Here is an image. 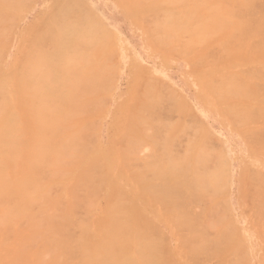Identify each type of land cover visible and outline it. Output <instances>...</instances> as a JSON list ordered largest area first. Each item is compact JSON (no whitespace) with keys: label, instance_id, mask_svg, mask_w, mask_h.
<instances>
[{"label":"rangeland","instance_id":"rangeland-1","mask_svg":"<svg viewBox=\"0 0 264 264\" xmlns=\"http://www.w3.org/2000/svg\"><path fill=\"white\" fill-rule=\"evenodd\" d=\"M153 1L161 0H146ZM58 2L69 3V7L74 3L71 7L76 11V19L79 17L76 21H82L81 25L87 26L88 20V23L97 24L96 28L99 25L101 30L95 31L94 24H90V36L95 35V42L99 41L94 45L85 44L87 50L81 44L84 57L90 61L88 66L80 64L83 68H79L94 67L91 70L95 73L86 70L89 74L82 76L91 79L87 80L91 88L96 85L97 88L91 89L93 92L100 86L103 90L98 91V95L95 93L88 107L90 122L81 133L84 144L80 145L85 152L77 147V153L68 152L61 164L31 165L35 152L31 147L28 152H22L17 172H10L11 190L0 194V217L13 215L18 208L22 211L0 223V264H83L90 259L80 251L83 229H95L97 222L105 217L109 190L105 180L107 171L116 175L127 197L135 193L142 196L139 191L143 184L139 181L151 188L161 184L150 163L158 165L170 158L183 160L197 147L206 149L202 148L207 152L203 154L206 158L202 167L209 169L207 173L218 172L213 173L216 178L218 176V183H214L212 192L196 195L187 187L181 188L174 194L176 206L173 208L165 205L170 203L165 196H154L156 203L151 195H146L153 204L151 210L158 217L146 213L139 221H144L143 233L147 231L145 235L148 234L149 241L153 239L151 242L158 243H152L157 255L166 257L160 263L264 264V0H213L222 10L225 23L219 25L211 37L199 41L186 32L175 43L163 47L151 33L159 21L156 14L147 9L135 18L127 7L129 0H21L20 7L17 5L10 14L13 18L9 22L10 36L4 42L1 68L6 74L18 69L24 77L25 72H31L26 69L28 62L35 63L28 57L34 48L26 54L30 49L26 39L32 30L36 32L39 28L37 32L40 33L44 28L39 27L40 22L53 14L54 4ZM178 7L174 10L183 12V6ZM90 45L95 46L94 50ZM24 55V61H28L23 67ZM106 58L110 66L104 62L108 61ZM74 68L72 73L84 71ZM96 68L99 70L95 71ZM218 70L222 71L213 75ZM230 75L235 85L244 84V92L249 95L219 99L206 87L219 85L225 76L230 79ZM21 77L25 85L30 82L28 86H34L36 80L27 79L29 82H26L27 77ZM65 77L64 92L75 90L72 93L76 94L82 86H88L84 77L79 76L76 82L81 83V87L78 85L80 88L76 91L77 88L72 87L74 84L67 85L72 80L76 85L75 80ZM245 81H249L248 84ZM2 99L1 94L0 103ZM138 101L141 106L146 102L141 113L149 122L145 127L146 138L128 141L126 123ZM247 105L254 109V114L243 122L238 109L248 108ZM63 127L51 137V147L55 151L70 133L66 124ZM39 129L36 123L35 137ZM166 138L170 141L166 142ZM123 155L125 177L117 176L115 168ZM84 159H91L94 168L86 167ZM22 180L28 185L39 180L42 185L33 201L27 202L21 196L17 181L19 184ZM134 182L138 184L136 191ZM147 225L155 226L154 234ZM197 226L200 231L204 228V234L193 229ZM192 229L198 233H192ZM180 245L188 263L175 255ZM138 256L150 263L149 256Z\"/></svg>","mask_w":264,"mask_h":264},{"label":"bare ground","instance_id":"bare-ground-1","mask_svg":"<svg viewBox=\"0 0 264 264\" xmlns=\"http://www.w3.org/2000/svg\"><path fill=\"white\" fill-rule=\"evenodd\" d=\"M19 1L21 0H0V95H3V99L0 103V194L9 192V190H11L9 188V179L11 177V173L16 170L17 164L22 160V152L24 150L28 152L31 147L33 150L35 149V152L31 158V165L35 163H56V165H58L61 164L62 160L68 152H73L74 154L77 153V147L81 152L86 151L82 147H80V145L84 144L82 139L83 134L81 135V133H83L82 131L84 127H86L87 123L90 122L91 111L88 107H90L92 99L94 101V96L96 95L95 93L97 92L98 95V91L102 92L103 90L101 89L102 86H100L98 90L93 92L91 89L93 88L94 90V87L96 85H93V87L91 88L92 85L89 84L90 82H88L91 79L88 80L85 79L86 77L82 76L85 73H88L87 71L90 72V70L92 68L94 69V67H91V69H88L89 67L86 69H81L83 68L82 66H84L83 64L87 65L89 63V59L85 58L86 56L84 57L83 48H88L89 44L94 45L95 42V35L90 36L89 31V28H91V25H93L94 23H88V20L87 26H83V24L81 25L80 23L82 21L80 23L79 21H76L79 17L76 19V11L72 8L74 7V3H71L72 5H70L69 7V3L67 4L65 2L64 4H61L60 2L55 3L54 8L56 10L53 11V14L48 18H45L39 24V27H44L41 30L42 32H37L39 28L36 30V32L35 30H32L31 35H29L26 39V42L28 43L27 47H30V49L26 51V54L27 52H29V50L30 52L32 51V47L34 48L33 53L28 57L31 58V61L35 60V65H32L30 62H28L30 66L32 65L31 68L29 65V68L25 67L28 69H26V71L31 70V72H25V70L22 69L23 74H21L24 75L25 72L26 75H24V77H21L19 74L20 71L18 69H14L12 73H10L12 81L10 80V74H6L5 70L1 68V60H3L2 57H4L3 49L5 47L4 42H6L5 38H7V36H10V33L8 35V31L10 28L11 20L13 19L12 17H10V14L14 9H16ZM129 3L130 4L127 7L131 12L134 13L133 15L135 18L139 17V15L141 14H144L147 9L153 10L159 21L155 29H153L154 31L151 30V33L158 39L162 47L164 45L175 43L178 38L186 32L191 33L195 40L203 41L206 36L211 37L210 35L214 33L215 29L219 25L225 23L222 10L218 8L219 5L216 6L213 0H161L153 1L151 3L146 2V0H129ZM178 6H183V12L178 13L176 12V10H174L176 8H179ZM228 11L226 10L225 12ZM224 15L229 17L226 14ZM81 17L84 18L86 16H80V18ZM96 25L97 24H94V26H92V28L94 27L95 31L97 30V28H99V25L97 26V28L95 27ZM92 28L90 30H92ZM94 30L93 32L91 31L93 34L96 33H94ZM109 36L107 37L109 38ZM90 37H92V40H90ZM97 37L98 36H96V40ZM85 41L87 43H85ZM97 41H99V39ZM97 41L95 42V44L97 43ZM81 44L84 45L83 48ZM85 44H88V46H86ZM92 45H90V47H92V49L93 47L95 48V46ZM101 45L100 48L98 45L96 46H98V48L102 50L104 45H102V48ZM46 47L50 48V51ZM44 48L46 51H44ZM85 49L86 48H84V50ZM86 53L89 54V52ZM25 56L26 55L22 57L21 63L24 61ZM91 56L93 57V54ZM96 56L99 58L98 54H96ZM93 60L95 59L93 58ZM26 62L24 61L22 63L23 67L24 63ZM95 62L100 65V62L97 59L95 60ZM104 62H108L107 65L109 64L110 66L109 59L108 61L105 60ZM106 63L102 64L106 65ZM95 64L91 65L93 66ZM74 67H78V69L84 71H81L82 73L80 72V74ZM73 68L76 71L74 73H72ZM99 68L102 67L100 66ZM97 69L98 68H96L95 71H97ZM220 71L222 70L216 71L213 75H216ZM67 72H69L70 74ZM76 73L77 75H73ZM27 74L29 77L27 76ZM71 74L75 77L73 78ZM66 75L69 78V81L71 79L70 77H72L75 82L79 79V76L81 78L84 77L85 81L88 82V86L86 84L85 87H81V83L78 84V82H76V86L72 80V82H68L67 85H69V83L71 85L74 84L72 85L73 88L74 86L76 88L81 87L82 91L80 89L78 91V88H74L76 89V91H78V93H72L75 90H72L73 88H71L70 85L68 87L72 91H69V93H67V91L64 92L63 82L67 80L65 77ZM87 75L88 74H86L85 76ZM231 76L233 77V75H230V79L232 78ZM19 77H21L22 79L27 77L26 79H24L25 81L27 79L31 81L36 80L33 84L34 86H28V84L30 83L29 80L26 81L29 83H26L27 85H25V83H23V81ZM97 77L99 76H96V78ZM226 78L229 77L225 76V78L221 80V83L219 85L215 84L211 87L207 85L206 87L210 91H212L215 96L219 97V99H224L225 97H230L231 95L240 97H246V95H249V93L244 92V90H246V88L242 86L244 84L235 85L233 80L234 78H232V80ZM85 81H83L82 83L84 84ZM92 81L91 83H93ZM100 81H98V83ZM245 82L246 84H248L249 81ZM67 85L65 84L64 86ZM251 86L254 85L251 84ZM11 87L13 88L12 96L10 93ZM155 87L157 88V86ZM64 89L68 90V88ZM153 89L155 90V88ZM145 94L146 92L142 93V95ZM147 98H149V96ZM147 98L143 97V99ZM139 105L140 102L139 104L137 103L136 107L131 110L130 118L126 123L125 132L128 133V141L143 140L146 138L145 127L149 122L141 115L142 111H144L142 109H144V107L146 106V102L144 101V104L142 106ZM245 108L238 109L239 113L242 115V118H240V120H243V122L250 120L251 115L254 114V109H252L251 106L246 109ZM36 123H39L40 125L37 137L34 136L33 132L34 125ZM65 124L69 127L70 133L67 135L66 140L63 142V144L59 147L60 149L55 151L51 147V137L62 130ZM151 138L154 139L153 137ZM168 140L169 138H166L165 141L169 142L170 140ZM202 148L203 147H201L200 150L203 152H200L199 148L197 147L192 152H190L188 157L183 160H175L170 158L168 161H165L162 164L156 165L153 162L150 163V166L155 170V176L161 181V184L151 188L150 186H145L146 182L142 183L141 181H139L140 184H143V189L141 188V190L139 191L142 192V196L135 193L127 197V195L124 193V190L116 181V175H112L111 172H109L110 170L107 171L105 180L109 190L107 197V207L104 210L105 217L97 222L95 229H83V237L82 240L80 239L82 242V245L80 244V251L82 253L81 255H85V258H87L88 256L90 257V259L88 261L86 260V262H84L83 258V264H161L166 257L163 256V259L160 258L159 255H157L158 252H156L155 246L153 247V242H151L153 239L149 241L150 239L148 238V234L145 235L147 231L143 233V230L145 229V226L142 227V225H144V221H139L142 216L147 215L146 213H149L153 217H158L153 212V210H151L153 204L151 201H149L148 196L146 195H151V199H153L154 196L158 195L165 196V200L169 201L170 203L164 204L173 208V206H176L174 205V194L181 188L187 187L191 189V191L195 194L197 193L196 195L207 193L208 191L212 192L214 183L218 181V176L216 178V174L218 172L216 173L215 171L210 174L207 173L209 169H207L206 167H202V163H205V155L207 154V152L204 151L206 149L203 148V150ZM90 160L91 159H84V161L86 162L85 166L92 169L95 165ZM124 162L125 155L121 157V159L118 161L117 166L115 167L117 168L118 172L117 176L125 177L127 175L124 169ZM107 165L108 167L110 166L109 163H107ZM12 166L14 167L12 168ZM200 166L203 170H206L203 171L201 169L203 171L201 172ZM15 173H13L12 175H18ZM32 179L30 182H32ZM22 181L23 182H20L19 184V181H17V185H19L21 191V196L25 198L27 202L33 201L35 199V194L42 187V185L40 186L39 180L37 183L35 181L34 183H30L29 185L26 183L27 181ZM133 186L135 189L134 191H136L138 184L134 182ZM155 199L157 198L155 197ZM160 201L163 200L160 199ZM154 202L157 203V200H154ZM21 211L22 208H18L15 212L12 213L13 215H16ZM13 215L8 214L1 216L0 223L4 222L8 218L11 219ZM141 220L144 219L142 218ZM145 220L148 219L145 218ZM182 220L184 219L182 218ZM182 223L183 222H181L180 224ZM185 226L187 227V225ZM154 227V225H151V227L149 226V228H151L149 229V231H152L153 229L155 230ZM198 227L199 226L194 227L193 229L197 228L201 235L204 234V232H202L204 228H202V231H200L201 229L200 227ZM193 229L192 233L193 231H195ZM154 230L152 234H154ZM197 230L195 231L196 233H198ZM154 243L157 242L154 241ZM157 248H159V246ZM160 249L161 247L159 248V250ZM160 252L162 253V250H160ZM182 253L185 252L182 250V246L180 245L177 247L175 255L179 256L182 260L185 261V263H188L187 259L183 258ZM138 255L149 256L150 263L149 261L141 259L142 257L139 258ZM156 257L159 260H157ZM160 260H162L161 263ZM171 264L177 263L171 261Z\"/></svg>","mask_w":264,"mask_h":264},{"label":"crops","instance_id":"crops-1","mask_svg":"<svg viewBox=\"0 0 264 264\" xmlns=\"http://www.w3.org/2000/svg\"><path fill=\"white\" fill-rule=\"evenodd\" d=\"M89 74V73H88Z\"/></svg>","mask_w":264,"mask_h":264}]
</instances>
